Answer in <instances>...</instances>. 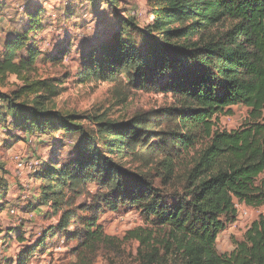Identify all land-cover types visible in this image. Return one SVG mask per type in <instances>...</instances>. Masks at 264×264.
Listing matches in <instances>:
<instances>
[{
  "label": "trees",
  "instance_id": "16d2710c",
  "mask_svg": "<svg viewBox=\"0 0 264 264\" xmlns=\"http://www.w3.org/2000/svg\"><path fill=\"white\" fill-rule=\"evenodd\" d=\"M149 4L152 21L144 33L153 40L158 61L143 62L124 37V26L134 18H119L114 34L86 40L76 49L82 82H113L127 75L134 84L154 90L160 76L167 75L162 90L173 94L178 108L126 125L95 120L97 133L85 130L83 117L52 108L61 93L58 80L33 77L45 55L31 34L42 28L45 10L27 9L25 28L6 39L0 85L11 76L22 83L10 92L0 90L5 134L20 141L50 134L55 148L65 141L57 134L81 135L79 141L63 144L62 149L74 145L71 159L62 161L63 153L56 154L34 175L41 182L38 206H48L60 220L45 231L39 245L22 248L16 264H29L36 252L46 250L42 245L58 236L77 239L73 252L81 256L134 239L140 244L141 264H264V214L233 255L216 249L220 233L237 220V205L264 206V180L257 183L264 173V0ZM234 106L245 107L247 117L237 129H221L219 119L232 114ZM126 155L154 164L163 186L175 188L171 200L149 178L124 170L114 160ZM89 184L103 193L90 205L75 207L72 196L85 194ZM0 189L8 191L5 177ZM122 208L141 212L148 227L128 231L123 240L107 236L99 224L101 214ZM73 224L78 228L71 232Z\"/></svg>",
  "mask_w": 264,
  "mask_h": 264
},
{
  "label": "rangeland",
  "instance_id": "374dc122",
  "mask_svg": "<svg viewBox=\"0 0 264 264\" xmlns=\"http://www.w3.org/2000/svg\"><path fill=\"white\" fill-rule=\"evenodd\" d=\"M110 2L115 5L116 13ZM40 7L45 10L40 25L42 28L38 30V34L32 33L31 37L34 43L43 49L45 59L37 64V72L33 73V77L53 78L60 82L61 93L58 98L54 99L52 108L83 117L82 124L85 130L91 133L98 132L95 120L109 119L126 125L137 118L158 111L178 108L173 94L162 90L168 78L167 75L166 77L160 76L158 84L160 86L154 90L143 89L139 84H134L127 75L113 82H82L83 70L80 65L82 60L76 49L85 45L86 40L103 39L114 34L119 29L117 25L119 18H129V16L134 18L132 25L124 26V37L137 50L143 62L146 61L152 65L153 62L158 61L160 54L157 57V54L152 52L155 47L154 42L144 33L152 21V8L149 0H98L97 3H92L90 0H0V57L5 52L6 39L25 28L28 21L27 9L32 8L34 11ZM103 15L106 17L105 21ZM68 49L70 53L67 52ZM166 54L163 53L164 56ZM21 83L15 76H11L3 85H0V90L13 91ZM247 115L248 110L245 107L234 106L232 114L219 119L218 126L229 131L237 129ZM49 135L28 136L27 140L20 141L7 136L0 126V168H3L0 170V179L5 177L8 180L7 193L5 194L0 189V233L5 232L3 236L0 234V242H2L0 244L4 246L16 240L19 243L24 242L21 246L17 245L20 252L25 246L39 245L45 231L50 226L56 225L60 216H51V208H49L43 217L38 218V224H41L38 231L27 226L23 232L26 226L24 222H20L17 225L18 228L6 227L9 220L13 225L16 219L11 210H18L24 214L39 207L35 196L40 194L41 182L33 175L25 174L19 177L15 168L16 157L20 156L27 162L37 161L43 165L47 160L50 161L57 156L56 154L63 153L62 161L67 162L71 159L68 155L72 153L74 145L71 144V147L62 149L63 144L66 141V143L77 142L81 138L80 134L67 137L57 134V138L65 137V141L60 146L57 143L55 148L52 137ZM99 142L101 146L105 144L103 139H99ZM114 160L124 170L149 178L165 192V199L171 200V193L175 188L173 184L163 186V179L154 164L147 165L130 155L115 156ZM262 180H264V173L257 179V183ZM102 191L96 184H89L85 194L72 196V204L77 208L88 206L97 195L103 193ZM25 192L29 194V199H24ZM45 207L39 208L45 209ZM237 210V220L228 224L218 237L216 249L221 255H233L239 244L244 242L245 235L253 222L264 214V206L250 208L239 204ZM99 224L107 236L110 235L120 240H123L130 230L148 227L141 212L125 208L116 212L104 211L100 216ZM76 228L78 224H73L69 230L72 232ZM10 232H12L11 235ZM119 244L116 247L102 246L94 254L87 253L81 256L80 251L73 252L78 245L77 239L67 241L65 237L58 236L53 241H47L45 246L42 245L40 248L46 250L42 254L36 252L29 264H141L138 258L140 244L137 240L130 239L128 242ZM17 249L12 247L11 251L7 252L11 254ZM6 256L7 261L4 260V264H16L13 257L7 253Z\"/></svg>",
  "mask_w": 264,
  "mask_h": 264
},
{
  "label": "crops",
  "instance_id": "0c3cea01",
  "mask_svg": "<svg viewBox=\"0 0 264 264\" xmlns=\"http://www.w3.org/2000/svg\"><path fill=\"white\" fill-rule=\"evenodd\" d=\"M37 195V194H36ZM22 205V204H21ZM49 209V207H45V209H43V208H37V209H35V210H33L32 212H30V213H24V214H22V213H20V212H18V215L19 216H17L16 217V219H15V221L13 222V225L11 224V221L9 220L8 221V224L6 225V227H9V228H11V227H15V228H18V226L17 225H19V223L20 222H24V224L26 225L25 227H24V229H23V232L27 229V226L28 227H33V228H35V231H38L39 230V228L41 227V224L39 223L38 224V218H41V217H43L44 215H45V212L47 211ZM5 233V232H4ZM4 233H2L1 234V236H3L4 235ZM10 235L12 234V232H10L9 233ZM0 243H2V242H0ZM23 243H19L17 240L16 241H14V242H10V243H8V244H6L5 245V248H4V250H3V253L0 251V264H4V260H6L7 261V256H6V253L10 256V257H13L14 258V260H15V263L17 262V259H18V254H19V247L18 246H21ZM11 245V247H9L8 248V246H10ZM18 245V246H17ZM3 245H1L0 244V249H1V247H2ZM12 247L15 249V247H16V249L17 250H14L13 252H11V254H10V252H7V251H9L10 249H12ZM11 251V250H10ZM13 253V254H12Z\"/></svg>",
  "mask_w": 264,
  "mask_h": 264
},
{
  "label": "built area",
  "instance_id": "2783aa9c",
  "mask_svg": "<svg viewBox=\"0 0 264 264\" xmlns=\"http://www.w3.org/2000/svg\"><path fill=\"white\" fill-rule=\"evenodd\" d=\"M24 9V8H22ZM42 164H40L37 161H30L27 162L24 158L17 156L16 157V163H15V168H16V173L19 177H23V175L28 174V175H36L37 172L40 170ZM27 184V183H25ZM28 188V185H26ZM25 196L24 199L26 198H30L29 194H27V192H25ZM11 213L13 215H15L16 217L19 216L18 215V210H11ZM5 248V245L1 247L0 251L3 253V250Z\"/></svg>",
  "mask_w": 264,
  "mask_h": 264
}]
</instances>
